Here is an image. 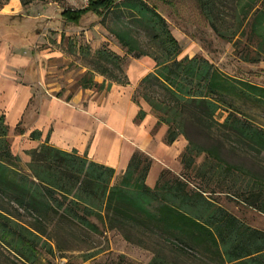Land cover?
I'll use <instances>...</instances> for the list:
<instances>
[{
    "label": "trees",
    "instance_id": "obj_1",
    "mask_svg": "<svg viewBox=\"0 0 264 264\" xmlns=\"http://www.w3.org/2000/svg\"><path fill=\"white\" fill-rule=\"evenodd\" d=\"M34 1L21 0L23 6ZM156 1L191 9L217 35L233 41L242 60L255 63L264 58V0H234L229 18L218 15L217 0H123L121 4L147 29L148 41L144 45L127 28L113 30L129 52L137 57L148 54L156 61L134 95L143 97L158 121L168 126V143L179 135L189 139L181 156L185 168L195 166L197 157L204 154L195 166V177L212 181L221 176L220 191L264 212V182L246 166L227 160L217 148L232 140L245 146L248 156L264 153V125L248 115L251 110H264V86L226 74L200 54L179 58V42ZM7 2L0 0V6ZM117 2L92 0L81 8L67 7L61 15L79 23L89 12L104 16ZM93 53L103 63L98 70L106 79L97 82L91 69L78 80L82 88L108 90L114 81L128 82L119 54L106 47ZM220 109L228 113L224 121L216 117ZM144 114L142 109L139 117ZM9 129L0 112V241L20 256H32L41 241L51 238L46 222L51 214L61 212L67 220L77 219L83 229L98 231L99 225L90 219L96 215L109 229L121 231L128 241L145 248L146 242L137 236L157 234L175 245L152 247L154 255L148 264H196L192 250L206 256L200 264H264V230L244 224L210 200L204 193L216 192L210 183L191 188L188 176L162 180L163 172L151 187L146 180L151 159L138 151L113 183L116 168L75 148L67 151L49 142L27 151L31 160L24 169L21 156L11 150ZM191 130L206 135V141L197 143ZM40 134L33 130L30 135L38 138Z\"/></svg>",
    "mask_w": 264,
    "mask_h": 264
},
{
    "label": "rangeland",
    "instance_id": "obj_2",
    "mask_svg": "<svg viewBox=\"0 0 264 264\" xmlns=\"http://www.w3.org/2000/svg\"><path fill=\"white\" fill-rule=\"evenodd\" d=\"M122 1L118 0L104 16L87 13L79 23L66 21L61 15L67 7H80L74 5L72 0H37L24 6L21 0H8L0 6V112L5 114L10 128L8 139L11 150L21 156L24 169H27L31 160L27 151L41 145L49 129L55 131L58 125L66 124L61 116V105L65 110L90 116V141H95L96 134L100 132L102 137L113 133L128 143H135L131 134L139 135L145 119L140 121L134 115L125 118V127L119 134L109 124L111 112L113 108H119L124 110L125 117L129 116L127 105L133 100L141 77L155 69L156 61L148 54L135 56L113 33L114 29L127 28L140 37L144 45L148 41L147 29L137 22L133 12L123 6ZM155 4L179 42V58L200 54L224 73L243 76L264 86V58L255 63L246 62L239 57L233 41L217 35L191 9L173 8L159 1ZM234 4V0H217L218 15L229 18ZM100 47H106L122 57L123 73L127 75L128 83L114 81L109 91L101 90L99 86H80L78 80L91 69L97 82L106 79V75L98 70L103 63L93 53ZM137 104L141 109H147L146 116L150 114L153 119L158 118L143 97L138 96ZM227 114L226 110L220 109L216 117L224 121ZM248 115L250 119L264 125V110H251ZM162 124L165 123L153 127L149 123L146 127L150 129V135L155 137ZM163 126L167 131L168 126ZM36 128L43 131L40 139L30 137V132ZM191 133L197 143L206 141L203 133L192 130ZM52 135L53 132L50 137L53 143ZM163 137L165 144L174 147L160 154L158 160L145 150L135 149L151 159V168L146 177L151 187H155L163 172L162 180L173 181L176 176L182 179L188 176L191 188L210 183L208 186L216 189V192H204L210 200L223 206L230 214L233 213L244 224L264 230V212L245 204L241 198L220 191L217 182L221 181V176L216 175L212 181L195 177V166L201 163L204 154L197 157L195 166L185 168L181 156L189 142L186 136L179 135L172 143ZM232 145L239 149L230 151ZM102 147L100 143L98 150ZM217 148L227 160L246 166L264 182V153L248 156L247 148L232 140L224 147L217 145ZM103 156L101 153L91 158L88 154L90 159L95 160ZM123 171L116 168L113 183ZM149 175L154 179L149 180ZM6 205L12 209V206ZM90 219L99 225L98 231L83 229L77 219L67 220L61 212L53 213L46 222L52 235L50 239L41 241L32 256H20L7 243L0 241V264H148L154 255L152 247L175 246L157 234L137 236L146 242L145 248L128 241L121 231L109 229L98 216L92 215ZM191 255L197 260L196 264L206 258L197 250H192Z\"/></svg>",
    "mask_w": 264,
    "mask_h": 264
},
{
    "label": "crops",
    "instance_id": "obj_3",
    "mask_svg": "<svg viewBox=\"0 0 264 264\" xmlns=\"http://www.w3.org/2000/svg\"><path fill=\"white\" fill-rule=\"evenodd\" d=\"M146 74H144L143 76H145ZM140 82H141V79L139 83ZM111 87L108 90H104V91H109ZM135 91L133 93V100H131L129 105H127V109L130 111L129 116L125 117L124 110L119 109V108H113L112 110L113 112H111V118L109 120L110 121L109 124L114 126V129L117 132H119V134H121V131L125 127V124H124L125 118L127 119L131 115H134V117L137 116L140 121L145 119L144 125L142 127V131L139 133V135H135L134 133L131 134L133 137L132 139L135 141L134 144H131L130 142L128 143L127 141H125L124 138H121V136H118V135H114L113 133H111L113 136L109 135L108 137H102L103 135H101L100 132L96 134L94 138L95 141L94 140L90 141L89 139L90 130L88 128L90 126V120H89L90 116L86 113L84 114L83 112L74 113V112L65 110L64 106L61 105L60 103L58 104L59 106L61 105L62 107V108L60 107L61 112H63V115L61 116L62 118H64V121L66 122V124L64 126L58 125L55 131H53L52 128L49 129L43 142H49L52 145L56 147L58 146L67 151H72V149L75 148L78 150V152L79 151L82 152V153L79 152L80 154H87V151H88V154H90L91 158L92 157L96 158V156H99L101 155V153H103L104 155L103 158L96 159V160L93 159V160L99 163L102 162L114 168H119L124 171L127 169L129 160L131 159L132 155L135 153L136 148L145 150V152L150 153V155L154 156L158 160L159 159L158 156L160 154H163L166 151L167 152L171 151L174 145L170 147L169 145L165 144V142L163 141V138H164L163 135L165 136L164 133H166L165 127L163 126L165 124H162L160 126L155 137L150 135V129L147 130L146 126H149V123H150V125H153L154 127L158 123H162V122H159L158 118L154 117L153 119V117H151L150 114H149V117L146 116L147 109L145 107L142 108L145 110V114L142 116V118L139 117V113L142 109L140 108V105L137 104L138 98H136L134 95ZM33 130H38L41 132V134L38 138H33L31 137V135L30 137L32 139H40L42 137L43 131L38 128L33 129ZM52 132H53V135H52L53 143L50 141ZM43 142L41 144H43ZM100 143L103 144V147L101 149H103L104 152H102L103 150L101 149L98 150ZM70 146L72 147L69 148ZM148 179L153 180L154 177L152 175H149Z\"/></svg>",
    "mask_w": 264,
    "mask_h": 264
},
{
    "label": "built area",
    "instance_id": "obj_4",
    "mask_svg": "<svg viewBox=\"0 0 264 264\" xmlns=\"http://www.w3.org/2000/svg\"><path fill=\"white\" fill-rule=\"evenodd\" d=\"M74 5L80 6H87L92 0H72Z\"/></svg>",
    "mask_w": 264,
    "mask_h": 264
}]
</instances>
